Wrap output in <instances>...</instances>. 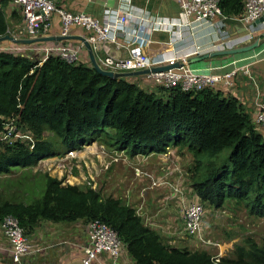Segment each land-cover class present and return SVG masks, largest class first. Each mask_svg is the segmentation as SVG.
I'll use <instances>...</instances> for the list:
<instances>
[{
	"label": "trees",
	"instance_id": "trees-1",
	"mask_svg": "<svg viewBox=\"0 0 264 264\" xmlns=\"http://www.w3.org/2000/svg\"><path fill=\"white\" fill-rule=\"evenodd\" d=\"M6 2L0 1V35L9 25ZM242 3L218 0L227 16L239 14ZM10 14L17 16L14 10ZM7 117L34 139L31 148L18 140L0 143V174L97 140L130 154L162 152L172 144L192 156L195 201L220 206L232 200L264 216L262 127L254 125L234 96L219 89H146L130 77L98 73L87 61L49 54L38 63L30 55L0 49V131ZM225 146L228 154L216 163L213 157ZM6 214L17 219L25 234L43 219L98 218L115 230L135 264H264V237L260 242L245 237L243 244H233L231 256L214 261L205 249L164 243L119 198L101 196L88 185L62 184L47 173L36 197L24 201L0 196V218Z\"/></svg>",
	"mask_w": 264,
	"mask_h": 264
},
{
	"label": "built area",
	"instance_id": "built-area-1",
	"mask_svg": "<svg viewBox=\"0 0 264 264\" xmlns=\"http://www.w3.org/2000/svg\"><path fill=\"white\" fill-rule=\"evenodd\" d=\"M175 1L178 4V11L175 16H171L170 18H153L148 14L143 15L140 13L138 18L149 23L152 27L165 28L170 33L172 45L188 36L191 41H188L187 44L192 50L186 53V55L196 53L199 49H205L210 46V43L206 47L203 46L200 44L203 42H200L199 39L194 42L199 30L205 28L204 33L219 35L217 37L219 40L215 39L213 43L223 44L226 43L222 38L225 35L224 26L227 19L233 24L242 25L245 28L249 27L250 23L264 12V0H243L240 13L230 16L224 15L221 12L218 0ZM7 2L19 11L20 20L18 26L11 29L12 31L8 29L6 33L20 38L41 35L48 28L51 15L56 14L60 23L59 35H67L71 26L82 28L85 31L83 37L91 45L95 60L105 69L112 71L136 70L171 63L186 56L180 55L176 50L173 51V55L168 57L162 53H149L144 48L146 41L141 37H137L134 31L129 33L132 46L129 48L128 54L124 57L112 56L108 52L107 42L122 29L123 23L127 20V9H103L102 17L97 18L84 11H70L61 6V0H7ZM16 29H19V31L14 33ZM248 32L252 35L253 29L250 28ZM82 46L83 44L80 40L68 44L45 41L27 44L15 43L9 40L0 41V49L19 55L32 56L34 54L37 56L38 63L49 54L56 55L69 62L79 61L81 60L79 47ZM255 58L256 54H253L242 63H237L238 59H232L229 61L231 67L220 72L210 71L214 68L213 65L207 66L205 70H199L198 68H192L190 64H181L165 70L139 74L134 76L132 80L138 79L136 83L141 87L154 88L157 85L163 87L178 86L181 89L191 91L199 90L203 87L218 89L220 86H231L233 84V76L239 70L249 75L250 64ZM253 103L254 115L251 121L257 127H264V103L259 99L257 92L253 95ZM33 139L34 137L31 133L21 130L12 118L7 117L4 128L0 131V143L9 144L18 140L27 144L28 148H31ZM72 151L68 150V153L71 154ZM109 156L113 160L119 157V155L111 156L110 154ZM139 173L140 170L135 168L134 174ZM181 212L184 232L200 244H210L218 248V250L211 254V258L217 261L221 254V245L204 234L201 225L204 212L202 203L195 200L189 201L181 209ZM0 228L9 242L11 261L19 264L22 255L29 248V243L22 227L15 217L6 214L0 219ZM224 246L230 245L224 243ZM121 247L122 242L110 225L98 218L90 219L87 221L86 244L82 247V256L77 264H90L102 252H105L111 259H116L121 251Z\"/></svg>",
	"mask_w": 264,
	"mask_h": 264
},
{
	"label": "crops",
	"instance_id": "crops-1",
	"mask_svg": "<svg viewBox=\"0 0 264 264\" xmlns=\"http://www.w3.org/2000/svg\"><path fill=\"white\" fill-rule=\"evenodd\" d=\"M61 6L70 11H84L96 16L97 18L102 17L103 9H127V20L123 23L122 29L119 30L114 35V37L107 42L108 52L114 57H124L128 54V50L132 46V41L129 39V33L131 31H134L137 37H141L146 41L144 48L147 52L152 54L159 53L162 47H166L168 45H170L169 49L178 51L180 55H186V53L192 50V48L187 44L188 41H191L188 36L183 38L182 41L180 40L172 45L170 41V33L165 28L152 27L149 25V23L138 18L140 13L143 15L148 14L153 18H170L171 16H175L178 11V4L175 0H61ZM3 9L5 11L7 20L11 23H14L12 22L14 16H12L10 12L14 10L17 13V16L15 17L18 19V23L20 20V14L19 11L14 8V6L6 2V5L3 6ZM14 25L16 26L15 23ZM59 27L60 23L58 16L56 14H52L48 28L43 31L41 35H59ZM224 28L225 35L223 36L222 40L226 42L227 47L244 45L253 41L254 39H262V37H264V26L262 22L255 24H252L251 22L249 27H245L246 29H242V25L226 22ZM250 28L253 29L252 35L248 32ZM205 30V28L199 30V33L195 36L194 42L199 39L200 42H203L200 44L206 47L208 43L212 41L210 39L213 37V35L204 33ZM84 33L85 31L82 28L78 26H71L69 27L67 35H71L72 38H63L57 41L49 40L45 42L55 43L54 41H56L59 44L73 43L78 40L75 37L83 36ZM217 40H219V38ZM183 44L187 45L179 48V45ZM79 53L81 60L89 62L87 50L84 46L79 47ZM253 54H256V58L250 64L249 75L244 74L239 70L233 76V84L231 86H220L218 88L223 95L229 94L234 96L244 111L248 113L250 119H252L254 115L253 95L255 92L259 94V99H261L264 103V38L253 49L228 55H214L212 57H208L207 59L199 60L198 67L190 65L192 68H198L199 70H205L207 66L213 65L214 68L210 71L220 72L231 67V63L229 61L232 59H238L237 63H242L246 58H250ZM163 55L168 57L173 55V52L168 50ZM31 57L37 59V56L34 54H32ZM251 79H253L254 82H252ZM142 87L148 89L152 88L146 86ZM258 130L264 134L263 129L258 128ZM108 147L109 149L114 150L112 146ZM174 149L177 150L176 147ZM181 149L185 151V148ZM118 150H120V153H117L118 151L115 149V154L110 153V155L120 154L121 157L123 156V158H121L123 161H119L120 158L113 160L109 154L103 155L102 158V154L100 153H96V155L90 154L87 156L86 160L84 159V161L89 173L92 169L95 170L97 166L101 167L103 164L102 169L100 170L101 178L99 179L100 187L102 185L100 194H104L106 196L109 193L112 196L119 197L121 195L123 197L127 196V198L130 196V200L135 201L138 198L137 190H131L130 193L125 191L127 192L125 195H123L125 192L120 191L121 182H123V180L128 181L130 179L127 177L130 176V174L127 170V167L129 166L126 164L127 162L132 161L131 159H128L127 154L122 153L124 150ZM149 153H145L144 155L148 156L147 154ZM155 153L158 157L157 152ZM174 154L176 155V151H174ZM132 155L135 156L136 154ZM132 155H130L131 158ZM156 158L149 159L148 163H146V166L154 167V169H156L158 165ZM100 162L102 163L100 164ZM140 162H138V164ZM132 163L133 165L136 164L135 162ZM161 164L162 163L160 162V166L158 167L159 169ZM146 166H143L142 168L147 169ZM134 167L140 170L138 168L139 166ZM133 176H137V174H133ZM143 179L144 178L142 177L139 180ZM165 205H167V203L165 204L164 202L160 220H166L169 222L168 220L171 219V213L166 211ZM26 237L29 243V248L27 252L22 255L19 264H77L82 256V247L86 244L87 225L86 221L81 219H76L73 221H52L43 219L35 224L32 230L26 234ZM0 264H15L11 261L9 242L2 234L1 230ZM90 264L135 263L131 260L123 246L119 256L116 259H111L105 252H102L99 253Z\"/></svg>",
	"mask_w": 264,
	"mask_h": 264
},
{
	"label": "rangeland",
	"instance_id": "rangeland-1",
	"mask_svg": "<svg viewBox=\"0 0 264 264\" xmlns=\"http://www.w3.org/2000/svg\"><path fill=\"white\" fill-rule=\"evenodd\" d=\"M17 20V17H14L12 20V22L17 24L16 26H18ZM14 23L9 21V30L14 28ZM18 31L19 29H16L14 33ZM183 46H185V44L179 45V48ZM169 48L170 45L162 47L159 53L165 54L168 50L173 52V49ZM190 65L198 67L199 60L191 62ZM134 76L136 75L127 77L133 79ZM137 80L138 79H134V81ZM251 80L254 82L253 79ZM261 129L264 130V127ZM44 135L54 139L48 132H45ZM175 147L176 146L172 144L166 146L164 151L157 152L158 157L155 152L147 154L148 156L139 153L134 156L127 150H124V152L121 151L123 154H127L128 159H131V161L136 164L133 165L132 162H127L126 165L129 166L127 170L130 174V176L127 177L130 179L121 182L120 191H128L130 193L131 190H137L138 198L135 201H131L130 196L127 198V196L123 197L121 195L119 197L112 196L109 193L108 195L117 197L123 203L132 206L135 213L140 216L142 223L153 228L160 235L164 243L178 247L183 246L188 249H205L212 254L218 250V248L210 244L203 245L196 242L195 239L187 235L182 228L181 209L186 203L195 199L190 186L192 156L187 150H185L186 153L183 149H174ZM117 151V153H120V150L117 149ZM174 151H176V155ZM228 151V146L223 147L213 157L214 161L216 163L223 161ZM96 153L102 154L101 157L103 158L105 154H115V149H109L106 143L104 144L97 140L95 142L83 144L80 148L73 150L71 154L66 150L53 156L40 158L35 163L26 167H14L11 171L0 174V196L24 201L36 197L38 195V188L41 186L43 173H47L50 176L62 180V184H88L101 193L100 189L102 185L100 187L99 179L101 178L100 170L103 164L101 167L97 166L95 170L92 169L90 174L84 161V159H87L88 155H96ZM130 155H132V158ZM121 158H123V156L121 157L119 154V161H123ZM151 158H156V161H158L156 169L146 166V163H148ZM138 162L140 163L138 164ZM160 162L162 164L159 169ZM101 163L102 162H100V164ZM134 166L140 169V173L137 174V176H133ZM143 166H146L147 169L142 168ZM142 177L144 179L139 180ZM20 181L22 182L20 183ZM125 194H127V192L123 195ZM101 196L105 195L101 194ZM164 202L165 204L167 203V205H165L166 211L171 213V219L168 220L169 222L160 220ZM200 202L202 203L204 211L201 220L204 234L209 239L221 245L220 256H231L233 244H243L245 237L252 238L255 242H260L261 238L264 237V216H257L249 213L248 209L242 203L235 204L232 200H227L220 206H214L205 201ZM224 243L230 246H224ZM122 248L123 244L121 250Z\"/></svg>",
	"mask_w": 264,
	"mask_h": 264
},
{
	"label": "water",
	"instance_id": "water-1",
	"mask_svg": "<svg viewBox=\"0 0 264 264\" xmlns=\"http://www.w3.org/2000/svg\"><path fill=\"white\" fill-rule=\"evenodd\" d=\"M259 22H262L264 24V12L259 17L254 19L252 21V24L259 23ZM242 29H244V27ZM217 37H218L217 34H214L213 37H211L212 41H210V46L208 48L199 49V51H197L196 53L186 55L185 57L174 60L171 63H165L161 65L145 67V68L136 69V70H127V71H112V70L101 67L94 58L89 42L83 36H77L75 38L80 40L83 46L85 47V49L87 50L88 61H89V64L92 66V68L98 73H101L109 77H127L130 75H139V74L148 73L151 71L165 70L167 68L179 66L181 64H190L191 62L202 60V59H207L208 57H212L214 55H228V54H234L237 52L246 51V50L255 48L264 38L262 37V39H254L253 41L249 43L236 46V47H227L226 43L214 44L213 40L217 39ZM63 38H72V36L71 35H38L35 37L20 38V37H13L9 33H4L0 35V41L9 40L15 43H26V44L37 42V41H49V40L57 41Z\"/></svg>",
	"mask_w": 264,
	"mask_h": 264
}]
</instances>
